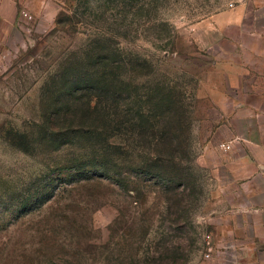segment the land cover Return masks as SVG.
Here are the masks:
<instances>
[{
	"label": "rangeland",
	"instance_id": "rangeland-1",
	"mask_svg": "<svg viewBox=\"0 0 264 264\" xmlns=\"http://www.w3.org/2000/svg\"><path fill=\"white\" fill-rule=\"evenodd\" d=\"M15 1L0 48V264H233L211 219L217 174L226 178L214 167L228 136L217 130L219 60L256 17L264 24V0ZM94 42L126 52L127 70L138 61L143 99L150 88L182 98L192 150L166 177L145 173L136 154L98 175L86 145L41 142L44 83ZM16 131L34 148L18 147Z\"/></svg>",
	"mask_w": 264,
	"mask_h": 264
},
{
	"label": "trees",
	"instance_id": "trees-1",
	"mask_svg": "<svg viewBox=\"0 0 264 264\" xmlns=\"http://www.w3.org/2000/svg\"><path fill=\"white\" fill-rule=\"evenodd\" d=\"M127 58L111 43L94 42L70 52L43 85L41 142L54 150L73 143L86 145L99 158L91 164L98 175L108 176L112 166L119 171L114 161L136 154L145 173L166 177L169 164L190 159L185 105L170 92L157 100L153 88L143 99L137 78L143 68L136 60L127 70ZM11 137L21 139L15 143L25 151L34 148L26 133L16 131ZM173 177L169 179L176 180Z\"/></svg>",
	"mask_w": 264,
	"mask_h": 264
},
{
	"label": "crops",
	"instance_id": "crops-1",
	"mask_svg": "<svg viewBox=\"0 0 264 264\" xmlns=\"http://www.w3.org/2000/svg\"><path fill=\"white\" fill-rule=\"evenodd\" d=\"M16 18V1L1 0L0 48ZM258 20L241 30L247 39H232L230 50L222 45L219 60L222 122L217 130L225 129L228 136L216 146L214 167L226 178L217 174L211 219L219 246L233 250V264H264V24Z\"/></svg>",
	"mask_w": 264,
	"mask_h": 264
},
{
	"label": "built area",
	"instance_id": "built-area-1",
	"mask_svg": "<svg viewBox=\"0 0 264 264\" xmlns=\"http://www.w3.org/2000/svg\"><path fill=\"white\" fill-rule=\"evenodd\" d=\"M30 17H31L30 12L28 10H26V8L22 9V11H21V19H23V20L25 19L26 20V19H28ZM222 147L230 148L229 145H225V144H222Z\"/></svg>",
	"mask_w": 264,
	"mask_h": 264
}]
</instances>
